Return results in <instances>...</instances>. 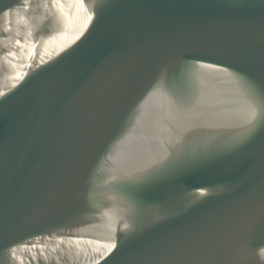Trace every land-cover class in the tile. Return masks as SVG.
Wrapping results in <instances>:
<instances>
[{
	"label": "water",
	"instance_id": "obj_1",
	"mask_svg": "<svg viewBox=\"0 0 264 264\" xmlns=\"http://www.w3.org/2000/svg\"><path fill=\"white\" fill-rule=\"evenodd\" d=\"M0 264H264V0H0Z\"/></svg>",
	"mask_w": 264,
	"mask_h": 264
}]
</instances>
